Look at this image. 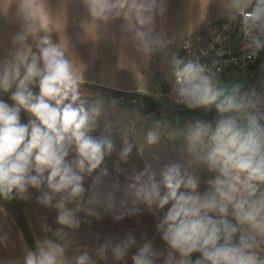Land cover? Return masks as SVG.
Listing matches in <instances>:
<instances>
[{
	"label": "clouds",
	"instance_id": "obj_1",
	"mask_svg": "<svg viewBox=\"0 0 264 264\" xmlns=\"http://www.w3.org/2000/svg\"><path fill=\"white\" fill-rule=\"evenodd\" d=\"M83 3L94 21H122V40L131 41L145 56L167 49L170 41L155 29L157 16L167 11L166 0ZM14 4L20 29L10 41L0 40V93L9 94L13 102L0 99V199H27L32 188L40 191V205L57 210L60 227L53 230L42 223V231L51 237H36L23 264H97L87 251L68 256L73 242L65 229L79 228L81 212L102 218L95 188L108 175L106 158L116 151L110 136L91 135L103 103L88 101L82 91L84 73L78 78L68 47L53 42L51 33L57 26L47 0ZM224 7L229 20L239 19L250 58L264 51V0H225ZM168 65L176 103L205 113L214 110L216 116L214 121L191 118L183 159L158 170L146 164L129 177L124 189L120 207L130 200L128 215L138 213L139 204L154 215L163 211L156 229L167 249L154 248L148 239L138 244L129 233L106 239L96 256L106 260L110 253L115 264H127L135 248L132 264H264V93L241 83L222 84L203 65L175 54ZM22 110L30 116L26 124L21 122ZM159 128L157 122L146 133L148 145L159 142ZM131 131L135 135L134 126ZM121 142L118 158L127 162L136 145L127 131ZM194 165L214 174L203 192L199 177L190 170ZM98 170L86 190L85 177ZM103 206L105 212L114 211V193L103 198ZM194 254L198 255L193 258Z\"/></svg>",
	"mask_w": 264,
	"mask_h": 264
},
{
	"label": "crops",
	"instance_id": "obj_2",
	"mask_svg": "<svg viewBox=\"0 0 264 264\" xmlns=\"http://www.w3.org/2000/svg\"><path fill=\"white\" fill-rule=\"evenodd\" d=\"M47 5L54 14L57 26V31L51 33L52 40L68 47L69 56L73 59L74 74L79 78L84 73L85 81L81 80L82 86L113 94L110 97L84 94L89 102L100 100L103 103L97 128L91 135L97 138L102 135L110 136L116 145V151L106 158L108 175L95 188L101 196L102 203L96 210L101 213L102 218L96 219L83 212L77 214L80 219L79 228L65 229L73 242L68 256L71 257L77 251H87L97 264H115L110 253L106 260H100L96 256V249L106 239L123 238L129 233L136 238L138 244L148 239L152 241L154 248L165 251L167 245L156 229L163 211L154 215L145 205L139 204L136 206L139 212L128 215V209L133 207L131 201L124 208L120 207V201L130 182L129 177L142 171L146 164H151L154 170H158L165 163L183 159L181 149L191 118L214 121V110L205 113L202 109L171 106L168 61L188 36L212 23L229 19L224 7L225 0H166L167 11L163 17L157 16L155 29L165 34L170 43L164 51L154 52L150 56L139 52L131 41L125 43L122 40L125 35L121 31L122 21H94L83 0H47ZM15 12L14 0H0V40L10 41L11 34L20 29V21ZM34 14L39 15L35 10ZM33 50L36 51L35 46ZM227 75L219 79L222 84L227 83ZM249 82L243 85L245 89L252 88L264 93V80L256 85ZM33 91L38 94L39 89L34 87ZM0 99L9 105L13 103L9 94L0 93ZM113 100L117 102L115 105L112 104ZM20 116L21 122L25 124L30 119L29 114L23 110ZM157 122L160 123V139L157 144L150 146L146 143L145 136ZM133 126L136 129L135 135L131 131ZM125 131L136 147L127 162H122L118 153ZM190 170L200 179L199 191H205V181L214 174L199 165H194ZM98 172L99 170L85 177L86 190L92 187ZM109 193L115 195V209L110 213L105 212L103 206V198ZM39 195L40 191L30 188L28 198L19 199L21 216L34 246L36 237H51V233L42 231V223L46 222L53 230L60 227L56 221L57 210L40 205L37 202ZM69 207L74 205L70 204ZM0 209L4 210L0 211V237H6L0 241V264H23L26 253L31 249L2 199ZM121 213H124L123 219L113 218ZM135 250L133 248L126 258L127 264H132L131 254ZM196 255L198 254H194L193 258Z\"/></svg>",
	"mask_w": 264,
	"mask_h": 264
},
{
	"label": "built area",
	"instance_id": "obj_3",
	"mask_svg": "<svg viewBox=\"0 0 264 264\" xmlns=\"http://www.w3.org/2000/svg\"><path fill=\"white\" fill-rule=\"evenodd\" d=\"M244 43L245 37L239 19H225L188 36L173 54L203 65L218 79L232 72L250 79L264 58V51L250 58V50L244 47ZM169 99L172 107L186 108L176 103L172 77Z\"/></svg>",
	"mask_w": 264,
	"mask_h": 264
},
{
	"label": "trees",
	"instance_id": "obj_4",
	"mask_svg": "<svg viewBox=\"0 0 264 264\" xmlns=\"http://www.w3.org/2000/svg\"><path fill=\"white\" fill-rule=\"evenodd\" d=\"M2 201H3V204L7 207L8 211L12 214L13 218L15 219V222L17 226L19 227L27 245L29 246L31 250H34L35 246L29 235L25 221L21 216V201L19 199H13L11 201H5L2 199ZM0 247H1V244H0Z\"/></svg>",
	"mask_w": 264,
	"mask_h": 264
},
{
	"label": "rangeland",
	"instance_id": "obj_5",
	"mask_svg": "<svg viewBox=\"0 0 264 264\" xmlns=\"http://www.w3.org/2000/svg\"><path fill=\"white\" fill-rule=\"evenodd\" d=\"M227 75V74H226ZM226 84H231V83H241V84H246L248 83V81H250L251 83H253V76L250 79H244L242 77H240L238 74H236L235 72L233 73H228V75L226 76ZM249 82V83H250ZM82 91L84 94H88V95H99L102 97H110L113 96V94L106 92L102 89H98V88H93V87H87V86H82ZM116 95H114L115 97Z\"/></svg>",
	"mask_w": 264,
	"mask_h": 264
},
{
	"label": "water",
	"instance_id": "obj_6",
	"mask_svg": "<svg viewBox=\"0 0 264 264\" xmlns=\"http://www.w3.org/2000/svg\"><path fill=\"white\" fill-rule=\"evenodd\" d=\"M264 80V58H262L261 62L259 63L257 69L253 74V84L256 85Z\"/></svg>",
	"mask_w": 264,
	"mask_h": 264
}]
</instances>
